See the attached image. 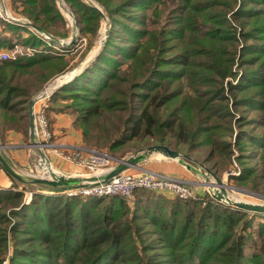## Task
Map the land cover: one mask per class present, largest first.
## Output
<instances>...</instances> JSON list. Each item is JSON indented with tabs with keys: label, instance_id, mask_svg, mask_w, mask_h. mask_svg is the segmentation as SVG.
I'll return each mask as SVG.
<instances>
[{
	"label": "trees",
	"instance_id": "trees-1",
	"mask_svg": "<svg viewBox=\"0 0 264 264\" xmlns=\"http://www.w3.org/2000/svg\"><path fill=\"white\" fill-rule=\"evenodd\" d=\"M67 1L82 20L80 32L94 37L98 10ZM95 1L115 28L136 37L131 46L125 40L107 52L114 43L111 31L91 65L57 91L60 99L75 103L54 100L46 107L49 124L50 112L70 111L73 124L83 128V143L105 146L116 159L125 157L119 151L128 144L152 139L206 153L215 171L229 164L236 146L241 173L233 179L264 194V0ZM18 2L31 23L66 38V31L51 30L64 21L55 0H11ZM148 9L150 18L133 13ZM229 14L239 25V38ZM16 25H1L0 50L17 45L31 54L0 60V133H25L28 101L68 67L59 56L45 53L44 37ZM239 68L232 84L227 78H235ZM8 177L14 190L0 189V264H264V222L254 233L251 213L222 205L209 193L194 201L151 193L142 198V190H136L130 206L117 195L34 192L26 203V190L61 189Z\"/></svg>",
	"mask_w": 264,
	"mask_h": 264
},
{
	"label": "rangeland",
	"instance_id": "rangeland-1",
	"mask_svg": "<svg viewBox=\"0 0 264 264\" xmlns=\"http://www.w3.org/2000/svg\"><path fill=\"white\" fill-rule=\"evenodd\" d=\"M80 1L82 3L84 2V4H89L91 6H94L98 10V12L100 13V21H99V25H98V28L96 31V35L94 37L88 35V33H81L80 32L81 31L80 26H81L82 20H81L79 14L75 12V8L72 7L67 0H66V2H65V0H55L57 11L59 12L60 16L62 15V17L64 18V21L63 22L57 21V23H56L57 29H55V30L51 29L52 31H57V32H61V33L66 31V38L57 39L56 37H53L52 35L49 34L51 38H54L55 40H58L62 44H64L63 46H59L60 50H58L50 41H47V38L44 35L38 33L36 30L28 27V30L30 32H32L38 36L40 35L41 37L45 38L44 42H43L44 44L42 43V45L46 46L45 47L46 48L45 53H48V51H49V52L55 54L56 56H59V58H60L59 61L66 62V64L68 65V67L66 68V72H63L61 74L60 73L59 74L54 73V75L46 83V85L43 87V89L36 94V95H40V94L44 93L46 90L49 89V86L51 84H53L54 86L60 85L56 89H54V92H53L54 94L50 95V98L46 102V107H48L49 105H52L53 104L52 101H54V100L59 105H63V106L75 103V101L72 98H70L68 100L60 99L59 93L57 91H59V89H61V88H64V86H63L64 84L67 85V84H69V82H72V79H74V77L79 75L85 68H87L91 65V63L94 61L95 57L102 50V48L105 46L111 31L113 34L112 38H113L114 43L110 45L107 52H111L110 49H114L113 46L116 44L123 46L125 40H126L125 42L131 46V42L134 41V39H132V38L136 37L135 34L132 36L128 35V37H127L123 34V32L120 30V28H117V27L115 28L114 27L115 23L113 22V19L107 14L105 9L100 4H98L95 0H80ZM20 12H21V4L19 2L15 3V5H14V4H11V0H0V27H1V25L2 26L3 25L4 26H6V25L17 26L16 24L23 26V27H27L24 24H22L20 22V20H26V21H29V20L26 17L22 16V14H20ZM136 12L139 15H143L146 13V14H148L149 18L151 17L149 9L143 10V11H138V10L133 11V13H136ZM101 14L104 15L105 17L102 18ZM139 15H137V16H139ZM62 17H61V19L63 20ZM67 19L71 20V22L73 23V28H71L70 22L67 21ZM228 19L231 22L232 26L236 29V34H237V37L239 38L240 37V34H239L240 28H239L238 23L235 22L230 17V14L228 15ZM12 20H13V22H11ZM119 20H121L123 22L127 21V19H125V18H123V19L119 18ZM154 21H155V19H151V22H150L151 25ZM14 22L16 24H14ZM129 22L131 23L132 21H129ZM135 27L140 28V26L137 23H135ZM2 28H0V33H1ZM157 29H158V27H157ZM5 32L7 34L9 33L7 31H5ZM24 34H25V31L23 32V35ZM54 34L59 35L58 33H54ZM81 34H83V35H81ZM168 36L171 37L172 34H169ZM72 37H75L73 44L70 46H66L65 44H67L69 42L68 40H70ZM124 37L126 39H122ZM90 42H91V47L88 49V44ZM12 47L13 46H11L9 48H12ZM242 47H243V42L241 39V40H239V45L237 48L238 54H237L236 62H238L240 49ZM3 49H7V48H3ZM20 50L23 52V50L21 48H20ZM120 58H121V55H120ZM126 63L127 62H125L122 65L123 68L126 67ZM235 66H234V68H235ZM45 69H47V68H45ZM40 70H42V69H40ZM235 70H236V72H239V74L235 78H232V77L227 78L230 82H232V84H236V82L238 81V78L241 75L240 73L242 72L241 68L235 69ZM55 71L56 70H53V72H55ZM48 72H50V69L48 70ZM36 95H34V96H36ZM60 95H61V93H60ZM39 102L40 101H38V100L36 101V103H39ZM36 103H35L34 109L35 108L37 109L40 105V103H39L36 106ZM78 103H80V102H78ZM228 104H229V102H228ZM229 105H231V104H229ZM60 110H62V109H60ZM66 114H70V111H66ZM235 114L239 115L240 113L236 112ZM45 116H46V119L48 120V114H45ZM72 119H73V117H72ZM26 122L28 123V114L26 116ZM47 123H48L47 124L48 130L51 131L50 124H49V122H47ZM72 123H73V120H72ZM73 126L78 132H80L81 137H83V134H82L83 128L81 126H77L74 124H73ZM27 131H28V126L27 127L24 126V132L27 133ZM232 141H234V134L232 135ZM151 145H157V144L154 143L152 139H150L148 141L142 142L140 145L128 144L126 147L121 149L119 152H122L125 154V157H123V158H127L130 155L137 153L141 149H144V148L151 146ZM78 147L85 149L87 151V153H90L91 151H93V152H97V153L102 154V155L108 154V150H107L108 148L107 147H105V146L104 147H98V148L90 147V146L85 145L83 143V139H82V144L79 145ZM31 149H32V147H31ZM171 149H173V148H171ZM232 149L234 150L235 154L229 159L230 160L229 164L223 165L219 169V171H215L212 168L213 167L212 161H210V160L208 161L205 159V157L207 156L206 153L189 152V151H187L186 146H180L178 151H180L181 153H183L189 157V159H184V161L198 170V173H195L198 176V177H196V179L194 177H192L191 178L192 180L186 181L185 179L181 178V180L188 182L192 186L191 192H192V194H195L197 196L195 198L188 197L186 199H193L194 201H197V200L199 201L202 198L207 197V195L209 193L208 188H213V189L215 188L216 190L220 191V187H223V190H224L223 197H224V200H227L228 202L242 201V202L264 205V194H262L260 192H253V191L248 190L247 188L240 187L237 185L236 181L233 179V178L240 175L241 166L238 162L237 156L235 157V155L238 154L236 146H233ZM32 150L35 151L34 156L36 157V150L35 149H32ZM174 150H176V149H174ZM153 156H154V154H153ZM156 156L160 157V158H164L160 154H157ZM50 161L52 163V169L51 170L55 176H64L66 178L67 177H74V178L80 179V181L86 180L85 178L90 176V173L86 169L75 167L71 163H69V164L64 163L65 167H63V166L61 167L59 164H57L55 162L56 160H52L51 157H50ZM198 163L203 165L205 168H207V170H209L211 174H213L214 176H217L222 181L223 185L217 186L214 178L207 172V170H205L201 166H198L197 165ZM235 165H237V167H239L240 173L237 175H232L231 173L233 171H235L234 170ZM30 166L32 167V164ZM71 167H73V168H71ZM223 168H224V170H223ZM28 169L29 168H23V167L19 168V166H18L17 171H19L20 174L24 175L28 172L27 171ZM202 173L206 174V175L203 176ZM171 177H173V176H171ZM186 177H189V176H186ZM44 178L49 179V174L46 175ZM175 178H177V177H175ZM178 179H180V178H178ZM0 189L1 190H11L10 188L9 189H3L2 187ZM16 189L18 190L21 188L18 187V188H15V190ZM197 190H200L201 193H199ZM34 192L44 193V194L49 195V196H57V195L65 196V194L64 195L59 194L58 193L59 191L51 192V191H48L46 189L42 190V188L35 187L31 191L30 190L24 191V198H25L26 203H27V201L28 202L31 201L32 193H34ZM150 193L153 195L154 194H161V195H163L167 198H170V199L178 198V197L173 196L174 194H172V193H166V192L161 193V192H157L154 190H142V191H140L139 195H140V197L145 198L146 196H150L151 195ZM132 196H131V198H132ZM29 197H30V199H29ZM82 198H86V197H82ZM131 198L128 199L129 202H130ZM186 199H183V200H186ZM202 202H204V201H202ZM218 203L227 206L223 202L222 203L218 202ZM130 206H132L131 202H130ZM229 207H232V206H229ZM251 215H250L252 217L251 229L254 231V233H256L257 228H258L257 224L259 222H264V217H262V215H260V214H251ZM253 239L255 241V240H257V237L254 236ZM249 252H251V243L249 245H246V248H245V253L249 254Z\"/></svg>",
	"mask_w": 264,
	"mask_h": 264
},
{
	"label": "built area",
	"instance_id": "built-area-1",
	"mask_svg": "<svg viewBox=\"0 0 264 264\" xmlns=\"http://www.w3.org/2000/svg\"><path fill=\"white\" fill-rule=\"evenodd\" d=\"M67 21L70 22L71 28H73L71 20L67 19ZM11 22H13V20ZM53 45L60 50L58 45ZM27 50L26 52H22L20 47L17 45H14L9 49H1L0 60H16L19 56L31 54V51L29 49ZM55 86L58 87L60 85ZM54 89L55 88H51L42 93L44 94V97L38 99V101H40V105L37 109H34L35 132L38 141L37 146L44 151L45 157L40 158L37 153L32 167H29L27 170L28 172L24 174V176L29 179H34L44 178L48 175L49 172L52 171V163L48 153L50 152L64 163H71L75 167L84 168L90 173V176L85 178L86 180L80 182L83 184L80 187L61 189L58 192L59 194H65V196L68 197L81 196L100 198L117 195L125 200H128L136 190H154L161 193H172L174 194L173 196L180 199L197 197L195 194H192V186L188 182L150 170H142L139 172L123 171L106 181L99 179L90 181V178H99L100 176L97 177L98 175L102 176L104 175L103 173L111 170L117 164L116 158L108 154L102 155L93 151L87 153L85 149L78 146H64L56 144L53 141V135L48 130V121L45 116V109L46 102L50 98V95L53 94ZM39 103L36 104L38 105ZM32 149L35 148L32 147ZM36 159L41 160L40 165L36 163ZM234 170L235 171L231 173L232 175L240 173V169L237 165H235Z\"/></svg>",
	"mask_w": 264,
	"mask_h": 264
},
{
	"label": "water",
	"instance_id": "water-1",
	"mask_svg": "<svg viewBox=\"0 0 264 264\" xmlns=\"http://www.w3.org/2000/svg\"><path fill=\"white\" fill-rule=\"evenodd\" d=\"M101 16H102V18L105 17L102 14H101ZM20 22L22 24H24L25 26L32 28V29L36 30L38 33L44 35L47 38V40L50 41L51 43L58 45V46L64 45L60 41L55 40L54 38H51L48 33L43 31L41 28L35 26L33 23L26 21V20H20ZM74 38L75 37H72L69 40V42L65 45L66 46L72 45L74 42ZM51 88L56 89L57 87L54 86L53 84H51L49 86V89H51ZM43 97H44V94L36 95L31 100H29L27 103L29 138H30L27 147H34L36 149L38 155L40 156V158L45 157V154H44V151L37 146L38 141H37V136H36V132H35L34 105L39 98H43ZM3 147H4V145L0 144V166L4 170L5 173H7L9 176H11L13 179H15L16 181H18L20 183L32 184V185H42V186H46V187L53 188V189L75 188V187H80L81 185H83L82 183H80L81 181L78 178H74V177H67L66 178L64 176H55L52 173V171L49 172V179H46V178L29 179L28 177L17 172L10 165V163L4 158V156L1 153V150ZM153 154H160L166 159H178L186 168L192 169L193 171L198 172V170L196 168H193L191 165H189L187 162L184 161V159H189L188 156H186L185 154L181 153L178 150L171 149L166 145L157 144V145H151V146H148L144 149H141L137 153H134L127 158L116 159L117 164L111 170H109L107 173L100 176L99 178L92 177L89 180L95 181V180L99 179L102 181H106V180L118 175L119 173H121L123 171H126L130 168L138 167V165L142 161H144L146 158L150 157ZM36 163L40 165L41 160L36 159ZM197 165L201 166L205 170H207V168H205L203 165H201L199 163ZM207 172L214 178L217 186L223 185L222 181L217 176H214L213 174H211L209 170H207ZM202 175L205 176L206 174L202 173ZM208 191H209L211 197L215 201H218L221 203L223 202L227 206H232L238 210H242V211H245V212H248L251 214L264 215V205H262V204H253V203L242 202V201L228 202L227 200H224L223 187H220V191L216 190L215 188L214 189L208 188Z\"/></svg>",
	"mask_w": 264,
	"mask_h": 264
},
{
	"label": "crops",
	"instance_id": "crops-1",
	"mask_svg": "<svg viewBox=\"0 0 264 264\" xmlns=\"http://www.w3.org/2000/svg\"><path fill=\"white\" fill-rule=\"evenodd\" d=\"M49 117L51 129L50 132L52 133L53 141L56 144L64 146H79L82 144L81 134L74 128L70 114H66L65 111L50 112ZM29 140V126L26 134L12 129H9L4 133H0V144L4 145L1 153L16 171L18 170V166L19 168H29L31 167L30 165L35 161V151L27 147ZM48 153L52 160H56L55 162L57 164H59L61 167H65L63 161L59 160L58 157L54 156L50 152ZM156 155L157 154H154V156L152 155L149 158H146L138 165V167L130 168L126 171L139 172L142 170H150L180 179L183 178L186 181L192 180V177L195 179L198 177L195 174L198 172L193 171L192 169L188 170V168H186L178 159L160 158ZM107 172L108 171L105 173ZM99 176L101 175H98L97 177ZM1 187L3 189L10 188L11 190H14L10 178L2 168H0V188ZM197 191L201 193L200 190Z\"/></svg>",
	"mask_w": 264,
	"mask_h": 264
},
{
	"label": "bare ground",
	"instance_id": "bare-ground-1",
	"mask_svg": "<svg viewBox=\"0 0 264 264\" xmlns=\"http://www.w3.org/2000/svg\"><path fill=\"white\" fill-rule=\"evenodd\" d=\"M69 14V13H68ZM75 31V30H74ZM69 41V40H68ZM59 83V82H58ZM48 88V87H47ZM46 90V89H45ZM37 105V104H36ZM55 173V172H54Z\"/></svg>",
	"mask_w": 264,
	"mask_h": 264
}]
</instances>
